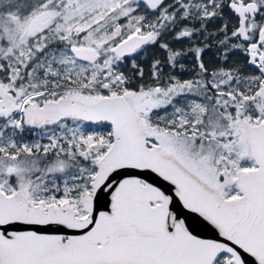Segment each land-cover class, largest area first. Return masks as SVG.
Masks as SVG:
<instances>
[{"label":"snow or ice","instance_id":"1","mask_svg":"<svg viewBox=\"0 0 264 264\" xmlns=\"http://www.w3.org/2000/svg\"><path fill=\"white\" fill-rule=\"evenodd\" d=\"M0 264H264V0H0Z\"/></svg>","mask_w":264,"mask_h":264},{"label":"water","instance_id":"2","mask_svg":"<svg viewBox=\"0 0 264 264\" xmlns=\"http://www.w3.org/2000/svg\"><path fill=\"white\" fill-rule=\"evenodd\" d=\"M207 234V233H206Z\"/></svg>","mask_w":264,"mask_h":264}]
</instances>
